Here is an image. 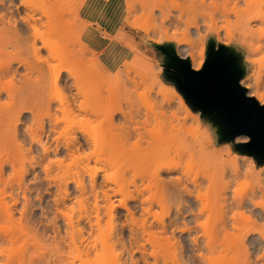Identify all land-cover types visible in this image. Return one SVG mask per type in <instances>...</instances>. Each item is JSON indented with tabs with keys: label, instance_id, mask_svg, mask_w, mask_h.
I'll return each mask as SVG.
<instances>
[{
	"label": "bare ground",
	"instance_id": "1",
	"mask_svg": "<svg viewBox=\"0 0 264 264\" xmlns=\"http://www.w3.org/2000/svg\"><path fill=\"white\" fill-rule=\"evenodd\" d=\"M18 1L19 2L17 3L15 0H0V153L5 152L6 149H9V152L11 149L14 152L18 149V151L14 153L15 156L18 155V158L13 156L15 158L11 160L10 157L9 160L8 158L2 159V156H0V219L14 221V218H16V211H18V219H20L21 223H23L22 221L24 220L23 225H25V228L23 231L21 230L23 235L28 236L31 234V237H34V235L37 236L40 229L42 231V235L40 234L42 237L47 236L49 237V240L51 239V244L47 243V245L50 246L46 247L45 242L48 238L36 239L35 244L40 245L41 248L44 249H41L42 252L39 256L41 257L43 264H76L74 258L77 259V257L84 262L85 259H82L84 258L82 255L84 254L86 258H88L94 253L92 252L94 249H99L98 247H100V245L102 250L109 252V259L105 264H149L151 261L148 263L149 258L146 259L145 257V251L146 248H148H145V243L148 242L147 246H149L150 242L155 246L156 242L159 244L161 238L162 243L164 242L169 249L170 247L174 249H171L173 253L172 251L170 252V250L169 252L170 255L173 254L172 256L174 260H176V264H264L263 231H261V233L258 232V234L256 233L257 236H252V232L250 233L245 230V232L239 231L240 233L236 230V234L235 232H231L233 230L230 232L228 231V228L230 227L228 224H231L229 222L232 221V223H234V221L236 222L240 219L236 215L238 212H232V206L244 211L251 205H259L260 207L261 203L258 202V200H255L254 197L249 198L247 195L246 196L249 199H235L236 201L233 200V202L235 201V204L228 202L227 188L230 186V182L227 181L228 184L227 182H224V180L222 181L225 185H229L225 188V185L220 182L221 180L217 179L220 176H218V174L221 173H215L214 169L209 171L210 173H213L212 176L210 173L205 174V176L207 174L211 176L210 179L212 181L211 182L210 179L207 178L211 182L210 184L207 181L210 184L209 190L211 191L210 195H208L210 196L208 200L207 193H203V188L208 183L204 185L203 179L194 176L191 172L192 170L189 171L190 169L183 170L185 167H182L181 170V165L185 164L181 163L180 160L183 153L189 155L191 154V151L187 149L189 147L187 138L182 137L179 133L187 119L195 117L191 110L185 108L184 116L180 115L182 118L178 117L176 114L177 110L175 111V109H173V104L171 102L172 97H170L171 93H169V90L159 92L164 96L162 97V101L159 99L160 102L156 100L155 102L152 101V103L148 102V104L145 102L146 105L143 103L144 106L139 105V103H137L139 106L134 104L133 102L135 101L132 99V94L135 96L139 93L136 92L140 91L137 90L139 84L142 85L147 83L146 81L149 78L147 79L145 76L140 77V80L129 76L125 77L124 80H121V90L118 89V92L114 93H117V95L119 93L120 98H123V101H121L124 102L125 105H121V101H118L117 104L114 103V105H111L110 102L107 103V99L109 101V98H112L115 95L113 94L112 89L107 88L108 90L106 89L105 91L103 87L97 86L93 90H86L85 88H87V86L85 85V81L88 79H93L94 81L100 80L103 77V72L99 69L102 68L103 70L104 68L103 63L101 64L98 58H96L97 61L94 60V63L91 61L92 64L89 62L91 59L88 57L89 52H95L93 51V48H99L100 42L89 36L87 24L83 23L80 25V23V26L77 27L73 25V23H65V20L62 18L63 13H61L59 9H57L58 11L52 9L54 8L52 5L55 6L57 0H47L48 3H46V6L50 9L49 11L42 9V15L37 14L39 9L34 7L30 3V0ZM165 1L166 0H142L137 7L141 12L143 11L145 13V15L142 13L144 17H150L148 20L151 18L154 20V22H152L153 20L151 19L152 23H155L156 20L160 18V20H157L160 22V25L156 22L158 26L154 24L153 28L150 26H148V28H151V30L155 28V31L157 29H162L165 37L174 38L178 34H174L173 30H175L176 33V29L182 27L178 28V26H180L181 23L184 24L183 30L182 28L178 30H181L183 34L180 31L182 34L181 38H179L180 35L178 37L176 36V39L179 38L177 39V43L179 42L181 44L187 42L188 45H192L193 42L191 38L193 37H189L191 34L196 33L193 32V30L190 31L191 28H196L198 30L197 33H200L199 29L201 22L199 21L201 20L198 21V13L196 14V12H193L196 9L195 4L194 7L191 6L197 0H186V2L190 3H187L189 8L183 0L185 3L183 2L180 4H184L186 8L181 6L180 10L177 7L178 5L175 4L179 0L176 2H174L175 0H169L173 1L174 5H176V9L180 11V13L178 11V15H174V12L172 14V12L168 10H166L167 12L163 10V8H165L164 6H167V4L164 5ZM180 1L182 2V0ZM198 1L196 2L198 3V5L196 4L197 7H200L201 5V7H204L203 5H206L207 7L209 5H207V3H210L211 6H213L212 1L215 0H210V2H208V0ZM216 1L215 3H223V6H229L230 3L233 2L231 5H235L234 11L237 23H239L240 26L241 34L243 35L242 37L252 38L256 35L255 33L253 36L254 28H252V25H254L253 23L255 22L260 24V30L263 29L264 0ZM240 2H243L245 7L240 8L241 5L237 6ZM199 4L201 5L199 6ZM216 7L218 8L217 5ZM216 7L215 9H217ZM187 8L188 10L186 13L184 11ZM135 11L139 12V10ZM156 11H160L159 13L157 12L160 17H157ZM188 11H192L191 14L188 13ZM204 12L206 13V11ZM127 13L129 15L127 14L126 18L128 16L130 17V15L132 16V13L135 12L132 11V13ZM205 15L208 14L206 13ZM154 16L156 17V20ZM209 16H214V14ZM43 17L46 19H43ZM215 19L216 18L214 17V20ZM207 20L210 21L211 19ZM214 20L212 19V21H210L211 23L206 21V23L203 24L207 26L208 31L215 33L217 36L219 29L222 26L219 25V27L216 24L214 25V23H212ZM167 22L170 26L172 23L177 25V28L173 29L174 25L172 24L170 30H173L170 32L168 29L170 26L164 25V23L166 24ZM148 28H145V30ZM77 29L79 30V33L76 31ZM167 29L171 35L166 33L168 31ZM227 29L228 26L226 30ZM157 32L161 33L160 30H157ZM172 33L174 34L173 36ZM256 40L258 41L256 49L260 50L264 47V32L262 35H259ZM199 55H202V52H200ZM203 63V60L200 61L194 69H200ZM95 64L97 66L100 65L101 67L98 69ZM91 66L92 69L89 68ZM244 81L245 87H247L248 90L253 87L249 75ZM148 82H153V80L150 79ZM152 85H148L150 86L148 88L149 91L153 89ZM50 90L55 91L56 93L58 91L59 95H56V98L54 99L48 98ZM152 94L146 95L145 98H147V96L150 98V95L152 96ZM247 94L255 96L261 104H264V95L262 93L253 90L251 92L247 91ZM136 96V98L139 97L138 94ZM144 100L145 99H143V101ZM149 100H151V98ZM54 101L55 103L58 102L59 105L56 106L53 104ZM55 109L61 110L63 111L62 113L65 112L67 116H73L74 119H76V121L74 120L75 125L71 119L76 128L70 123L71 128H74V130L69 136L64 134L66 133V130L63 133L64 135H62L64 130L59 128L61 125L59 126L60 122H58L62 117L59 120L56 117H53L52 112ZM41 112H44V116L47 114L49 115L46 116L49 117L48 125L43 120H40L39 117L44 118V116L40 115ZM28 113L31 114L29 119L32 120V125H24L25 120L28 119ZM64 114L62 115L64 116ZM86 122L87 124H85ZM68 123L67 125H69ZM21 124H23V127ZM241 136L243 135H240V137ZM7 145L9 146L5 149ZM188 150L189 152H187ZM63 151H65V153H63ZM217 151H213L214 154L209 153L211 156L214 155L221 157L222 153ZM199 153L200 152L198 151V154ZM51 155H53V158ZM63 155H66L65 158L68 157L73 161H79L85 165H88L91 161L101 163V167L96 168L89 173V186L85 184L86 182L81 171H66L67 169L65 168L67 167V161L65 162V159L63 160ZM202 155L200 158H202ZM204 156L206 157V154H204ZM204 156L203 160L206 162L209 158L206 160L207 157L204 159ZM232 159L231 162L234 161L233 165L235 168L232 167L236 170L238 167L236 168L235 163L238 158L234 157ZM214 160H216L215 157ZM240 160L248 166L246 167L247 169H245L246 171H244L248 174L247 176L250 175V178L252 176V178L256 177V179L261 180L259 181L261 184L257 182L259 183L257 188H259L258 190L261 194H264V176L262 179L258 178H261L260 175H264L261 174L264 173V168H257L256 163L254 162L249 164L244 158H240ZM26 161H28V165L25 163ZM63 161L65 162V167L63 166ZM16 162L17 165H19L18 168L15 167L17 166ZM193 164L198 165L195 162H193ZM6 165H9L12 170L14 169L13 173L15 170L17 172L13 175L15 178L17 177L16 181H19L17 182V187L18 191L20 190L22 193V196L20 193L19 195L22 197L23 201H21L22 199L18 193L13 195L10 192H7L8 189L6 190L7 178L4 179ZM205 166L203 169H199L202 173L204 170H207ZM220 166L225 167L224 163ZM37 167L41 168L42 173L40 174H43L44 176L40 177L38 173H35ZM69 167L70 166H68V168ZM211 167L212 166H210L208 170H210ZM109 169H114V173L109 174ZM233 169H231L232 171L230 168L227 170L231 171V173L234 174L233 176H235L237 172H233ZM223 170L225 169H222V175ZM130 171H133V178L132 180H127L125 175ZM187 171L191 172L193 175H189L194 177L187 175ZM219 172H221V168ZM31 173L34 174V179L39 180L40 185H44L43 188L47 193L51 192L50 190L53 186L56 188V195L51 199L54 204L53 212L49 211L52 213V216L50 218L46 216V222L45 220H37L34 218L36 217L34 216L36 215L34 214V211L28 210V206H31L30 204H32L31 199L33 197H29L28 192H31V187L24 182V180L26 175ZM164 173L166 174L165 176ZM168 173L174 174L168 176ZM202 178L205 177L202 175ZM212 179H214V182ZM236 179L238 180V178ZM219 182L222 185V189L220 188L221 185ZM71 184H73L72 190L70 186ZM213 185H215V187ZM211 186L216 189V192L218 190L217 194ZM206 187L207 191L210 192L208 186ZM218 187L221 189L220 192ZM230 187V189L233 188L232 186ZM254 192L252 191L253 196L255 195ZM75 193L78 195L76 198L79 203L88 199L87 196L89 194L92 195L93 201L90 211L86 210L83 213L78 214L76 217L70 215L66 209H60V205H66V202L71 199ZM213 194L216 195L214 196ZM7 196L11 197L9 202L7 201ZM42 197L43 196H40L39 198L40 204ZM230 197L232 196L230 195ZM239 197L241 198V196ZM113 198H116L118 201L117 204L126 211L124 214L126 215V218L129 217L130 219H133L126 220L127 223L124 222L129 225L136 221L135 224H132L134 228L136 227L135 229L131 228V224V226L129 225L130 227H127L135 237L132 233L128 235L133 236L131 238H135L136 240H134L133 243L128 240L130 236L126 237L127 242L129 241L130 244L128 243L129 247L127 246L128 248H125V251L127 250L126 252H129L127 254L130 255V257L128 256L130 262H127V260L125 262L122 261L123 259L120 257L122 256V252L118 253L115 251L117 243L121 242L123 246L126 245L123 243V237H125V235L122 237V234H124L123 232L121 233L117 230L118 232L115 234L112 229H109L104 238H100V235L96 236L98 239L96 237L92 238L94 231L102 232L101 219H104L105 215L108 216L110 221H112V219L114 220L115 214L113 211L115 210V203ZM210 198L214 200H211ZM129 201H135L136 204H131ZM19 202L23 204H21V209L17 208ZM225 207L228 209H225L226 212H229V209L231 208L230 213L233 214L232 217H227L225 211V213L221 212ZM139 209L141 216L138 218L136 217V213L139 212ZM249 211L251 212V210ZM41 212L43 217L46 211L42 210ZM58 212L61 213V216L58 215ZM220 212L221 214H219ZM217 213L220 216L218 217L219 219L217 218ZM234 215L238 218L237 220L234 219ZM150 216L153 217L152 220L149 218ZM204 216H206L205 221L201 219ZM223 217H226L225 220H222ZM213 219H215V224L209 226V221L212 223ZM217 219L220 220L221 223L218 224ZM61 220L62 223L60 222ZM128 221L130 222L128 223ZM121 223L123 224L122 221ZM63 224L65 226H63ZM238 227L237 229H242ZM176 230L188 235V244H186V246L177 238L178 236H175ZM14 235L15 234L1 235L0 242H13ZM94 235L96 234L94 233ZM16 238L15 240H18V238ZM96 242L99 243V246ZM163 245L160 244L159 248L161 249V246ZM123 246L121 247L123 248ZM150 247L152 249V246ZM178 247L179 255L181 256V258H179L180 261H178L179 259L176 256L178 253L176 252V254H174V251H178L175 250L178 249ZM134 248H137V250L135 251ZM155 248L156 246L154 247V250H157ZM66 249L68 250L66 251ZM163 250L166 251L164 247ZM134 251H139L140 253L138 252L137 254L141 255V257L138 256V258H135L136 256L133 255ZM163 252L161 254L166 253ZM71 253H73V255L77 253V257L73 256ZM68 254H71L70 256L73 258ZM147 254L150 255L151 252L150 254ZM158 254L159 251L156 254L154 252L156 258L153 257V254L150 255V257L152 256L153 259L155 258L157 260ZM170 255L169 257H165L164 262V258H161L162 255H159V258L162 260L158 258V264L168 262L170 260L169 258H171ZM66 256L68 257L66 258ZM139 257L142 260L141 263ZM166 258L169 260L167 261ZM173 258H171L169 264H175L172 262ZM37 259L38 258L35 259V262L40 261ZM153 259L152 264H156V260L154 261ZM81 261H79L80 264L83 263ZM161 261L162 263H160ZM83 264H86V260Z\"/></svg>",
	"mask_w": 264,
	"mask_h": 264
},
{
	"label": "rangeland",
	"instance_id": "2",
	"mask_svg": "<svg viewBox=\"0 0 264 264\" xmlns=\"http://www.w3.org/2000/svg\"><path fill=\"white\" fill-rule=\"evenodd\" d=\"M141 1L142 0H57V3H55L56 7L54 5H52L54 8H52V7L51 8L54 9V10L55 9L56 10L59 9V11L61 13H63V17L62 18H63V20H65L64 21L65 23H73V25H75L77 27L82 25L83 23H85L88 26V32H89V36L90 37H92L93 39H95V40H97L99 42H101V39L104 40L103 45H101L100 48L94 47L93 51H95V52H89V54H88V57L91 58L89 60V62L92 61L94 63L95 62L94 60L97 61L96 58H98L99 61L101 62V64L103 63V66H104L103 70H102V68L99 69V67H101L99 64H98L99 66H97L95 64L97 66V68L100 71L103 72V77L100 80H97V81H94L93 79L86 80L85 81V85L87 86V88H85L86 90H89V89L93 90V89H95L98 86V87H103V89L105 91H106L107 88L108 89H112L113 90L112 91L113 94H115L114 92H118V89L121 90V86H122V84H121L122 81L121 80H124L125 77L129 76V77H133V78H135L137 80H140V77L145 76L147 79L149 78L146 81L147 83H144L142 85L139 84L138 87H137L138 88L137 90H140V91H136V92H139V93H137L138 96H139L138 97L139 99L136 98L137 94L135 92L134 93L136 94L135 95L136 97L134 96V94H132L133 98L131 96V98L134 99L133 101L136 102V103L133 102L134 104L139 103V105L144 106L145 102L147 104H148V102L149 103H152V101L155 102V100L160 102V100L162 101V97H164V96L161 95L162 93H159V92L165 91V90H169L170 91L169 93H171L170 97H172L171 98L172 99L171 102L173 104V109H175V111L177 110L176 114L178 115V117L182 118L181 116H184L185 108H188V109L191 110V112L193 113V115L195 117L188 118L187 121L184 123V125L181 127V130H180V133H179V135L181 134L182 137L187 138V141L189 142V145H188L189 147L187 149H189L191 151V154H189V155L187 153H185V154L183 153V155H182L180 160H181V163H185L186 165L185 164H183V165L180 164L181 165V170H182V167H185L183 170H188V169H190L189 171L192 170L191 172L194 174V176H198L200 179H203L204 185H206L208 182L211 184V182H212L210 177L213 175V173L212 172L210 173L209 171H212V169H214L215 173H221V174H218V176L220 175L221 177L219 176L217 179H220L221 181L220 180L219 181L223 185H225L224 182L229 181L230 182V186L233 187L232 189H230L231 187L228 185L229 184L228 182H227L228 184L225 185V188H227V186L230 187V188L228 187L229 189L227 188V195H228L227 197H228V200H229L228 202H230V203L232 202V203L235 204L236 200H239V199H242V198L243 199H249L251 197L252 198L254 197L255 200H258V202L261 203V206H260L261 208L259 207V205L258 206L251 205V206H249L247 208L248 210L245 209L246 211L245 210L243 211V210H241L239 208L237 209V207H235V206H232L233 208L235 207L234 210L232 208V212H238L237 214L236 213H234V214H236L237 217L240 218V219H238L236 217V215H234L235 218H234V216H233V218L235 220L238 219V221L235 222L234 219H233L234 223H232V221L229 220L230 221L229 223H231V224H228V225L231 227V229H230L229 226H228L229 228L227 227L229 232L231 230H233L231 232L232 233L235 232V234L237 233L236 230H238V233H240L239 231H241V232L249 231L250 233L252 232L251 233L252 236H254V235L257 236L258 232L259 233H261V231L264 232V210H263L264 209V194L263 193L261 194L259 192V190H258L259 188H257L258 184L259 183L261 184V182H259L261 180L256 179V177L252 178V176L250 178V175L247 176L248 174H246V172H244V171H246L245 169H247L246 167H248V166H246L242 162V160H240V158L246 159L247 163H249V164H251L253 162L256 163L257 168H261V167L264 168V162H258L257 160H255L253 158L252 155L240 153L238 150L235 149L234 142H236V141H247L248 140V136H246V135H243L241 137L238 136L235 139V141H233V142H231V141L219 142L218 141L217 133H216V127L206 117H202L199 110H195V109H193L191 107V105L188 103V101L184 98V96L181 94V92L177 89V87L173 83L172 79L170 77H168L166 75V73L164 72V66H163L164 58H163V55H162L161 51L154 46V44L155 43H173L175 45L177 53L180 56L189 57L190 58L191 65H192L193 68L200 61H202V60L205 61L207 43H208V40H209L210 37H213L217 43H224V44L229 45V46H234L235 48H237V50H239L242 53L244 63L246 64V67H247L246 74L241 79V84L245 87L244 79L249 75L250 76V82L253 83V87L251 89H249V90L246 87L247 91L251 92L253 90H256V91H258V92H260V93H262L264 95V47L261 48L260 50L256 49V47L258 46V41L256 40V38L259 35H262V33L264 32V27H263V29L260 30L259 29V27H261L260 24L258 22H255L256 24L253 23L254 24V25H252V28H254L253 36H254L255 33H256V35L254 37H252V38H244V37H242L243 35L241 34L239 23H237V18H236L235 11H234L235 10V7H234L235 5L234 4L231 5V3H233V2L230 3L231 6L230 5L229 6H226V5L223 6V3L220 4V2L218 0L217 1L219 3H215V1H216L215 0V1H212V5L214 6V8H213V6H211L210 3H207V5L209 4L207 7H206V5H203L204 7H201L202 5L199 4V6L201 5L200 6L201 8H200V7L196 6V4L198 5V3H196L198 1L197 0L191 6L194 7V4H195L196 9L193 11V8H192V11L194 13L196 12V14L198 13L199 16L197 15L198 16L197 19L199 18L198 21L201 20V21H199V22H201L200 23V29H199L200 33H197L198 30L196 28L192 27L190 31L193 30V32L196 33V34H191V36L189 37V38L193 37V38H191V40L193 42L192 45H188L187 42L186 43L184 42V43L180 44L179 42L177 43V39L181 38L183 32L180 30L182 32V34H181V32L178 31V30L181 29V28L183 30V28H184L183 25L184 24L181 23V25L178 26V28L181 27V26L182 27L179 28V29H176L177 25L172 23L174 25V28L173 27L172 28L176 29V33H175V30L172 29L174 34H178V35H176L177 37L180 35V37L177 38V39H176V36L174 38L165 37L164 36L165 34L162 32L163 31L162 29H157L158 31L160 30L161 33L157 32V30L155 31V28L151 30V28H153L154 24L157 25V23H158L160 25V22L157 21V20H160V18L156 20V17H155L156 14H157V17H160V16H158V13L160 11H156V14L154 16V18H155L157 23L156 22L152 23V22H154V20L151 18L153 20L151 22V19L148 20V18H150V17H146V16L144 17L143 14L145 15V13L143 11L141 12V10L137 7L140 4ZM176 1L177 0H175L174 2H176ZM184 1L186 2V0H184ZM184 1L182 0V2H181L179 0V1H177L175 3V4L178 5L177 7L179 8V10H180L181 6L183 8H186V6L184 4L181 5ZM15 2L18 3L19 1L15 0ZM171 2H172V4H171ZM191 2H193V1H191ZM208 2H210V0H208ZM213 2L218 6V8L216 7V5ZM221 2H223V1L221 0ZM30 3L34 7L39 9L37 11V14H39V15L40 14L42 15V9L43 10L45 9L47 11H49V9H50L49 7L46 6V3H48L47 0H42V2H41V0H30ZM187 3H189V2H186V5H187ZM228 3H227V5H228ZM166 4H167V6H164ZM224 4H226V3H224ZM164 5H163L165 7V8H163L164 11L168 10V11L172 12V14L174 12V15H178L180 13V11L178 9H176V7H175L176 5H174L173 1L166 0ZM244 5L245 4H243V2H240V4L237 5V6H240V8H243V7H245ZM215 7L218 10L215 9ZM188 8H189V6H188ZM188 8L185 11L183 9V11L187 13ZM134 9L135 10H139V12L135 11ZM132 11H134L136 14L132 13ZM178 11H179V13H178ZM204 11H206V13L208 15H205L206 13ZM127 12H131L132 13V16L130 15V17L128 16L129 18L127 17L128 19L126 18V15L128 14ZM137 12H138V15H137ZM191 12L188 11V13H190V14H191ZM228 12H230V13H228ZM196 14H194V15H196ZM212 14H214V16L210 17L209 15H212ZM139 15H140V17H139ZM159 15H161V14H159ZM142 17H144V18H142ZM214 17L216 18L215 20H214ZM98 18H99V20L103 19L104 22L107 19H108V22H110L109 20L112 19V23H98L99 22V21H97ZM43 19H46V18L43 17ZM204 19H205V22H204ZM207 19H209V20L211 19L210 21H212V19H213L214 21L212 23H214V25L216 24L217 26H219V25L222 26V27L219 26L220 29L218 28L219 32H218L217 36H216L215 33L208 31L207 26L205 24H203V23H206V21L210 22ZM77 23H78V25H77ZM166 24L164 23L165 26H170L168 24V22ZM172 24H171V26H172ZM148 26H150L151 28H148ZM157 26H156V28H157ZM171 26L168 28L169 30H170ZM227 26H228V29L226 30ZM90 27L97 28L99 30V32L101 33L100 36L102 38L100 36L99 37H95V35H93L91 33V31H90ZM145 28H148V29H146L147 31L145 30ZM169 30L166 33L168 35H171L170 32H172V30H170V32H169ZM76 31L79 33L78 29ZM77 32H75V33H77ZM174 34L172 33V36ZM200 52H202V55H199ZM108 57L109 58L112 57L114 59V61L111 63V60H109ZM92 62L90 64H92ZM87 66H88V62H87ZM92 66L89 67V68L92 69ZM154 75H155V77H154ZM150 79L153 80V82H148ZM148 83L151 84V85L153 84L152 85L153 89L151 87V89H152L151 91L148 90V88L150 87V86H148L149 85ZM83 85H84V83H83ZM147 92H149V93H147ZM149 94H152V96L150 95L151 100H149L150 98H148V96H147V98H145L146 95H149ZM56 95L57 96L59 95L58 91L56 93L55 91H51L50 90V92L48 94V98H53L54 99V98H56ZM121 97H122V95H121ZM142 98L145 99L146 101L145 100L143 101ZM121 100L123 101V98H120L119 93H118V95L116 93L114 95V97L109 98V101L107 99V103L110 102L111 105H114V103L117 104L118 101H121ZM124 100H125V98H124ZM141 100H142V102H141ZM122 101H121L122 104L121 103H119V104L125 105V103L122 102ZM53 104H55L56 106L59 105V103L58 102L55 103V101H54ZM110 104H108V105H110ZM62 112L63 111H61V110H56L55 109L52 112V115H53V117H56L58 120L62 117L60 119V121L57 120L58 122H60L59 126L60 125L62 126V127L60 126L59 128H62L61 130H64L62 132V135L66 134L67 136H69V134L72 133V131L74 130V128H71L70 123L72 124L73 127H75L74 126L75 125L74 120L76 121V119H74L73 116H67L65 112H64L65 114L62 113ZM42 113H43V115H42ZM62 114H64V116ZM30 115H31L30 113L27 114V118L28 119L25 120L24 125H26V124L32 125L33 124L32 120L29 119ZM40 115L44 116V112H41ZM46 116H44V118L43 117H39V118H40V120H43L48 125V123H49L48 118L49 117H46ZM65 116H67L68 118L65 117ZM66 118H67L68 121L66 120ZM71 119L73 120L74 125H73V122L71 121ZM93 122H97V121H93ZM67 123L69 125H67ZM85 124H87V122ZM21 126L23 127V124H21ZM65 130H66V133H64ZM8 146L9 145H7L5 147V149ZM26 146H28V145H26ZM190 148L191 149L193 148V149L191 150ZM8 150L6 149L5 152L0 153V156H2V159L8 158L10 160V157H11V160H12L13 158L18 156V155L15 156V154H14L15 152L18 151V149H16L15 152L12 151V149L10 150V152ZM13 150H14V148H13ZM189 150L187 152H189ZM192 151H193V153H192ZM198 151L200 152L199 154H198ZM213 151H217V152L222 153V156L221 157L220 156L219 157L218 156H214V155L211 156V154H214ZM205 152H207V153H205ZM63 153H65V151H63ZM202 153H203V155H202ZM204 154H206L207 158L204 156ZM201 155H202V158H200ZM13 156H15V157H13ZM186 156H187V158H186ZM189 156H191V157H189ZM203 156H204V159L205 158H206V160L208 158L209 159L205 162L203 160ZM51 157L53 158V155H51ZM63 157H64L63 160L65 159L64 161L65 162L67 161L66 162L67 163L66 164L67 167L65 168V169H67L66 171L67 172L69 170L71 172L81 171V173H82V175L84 177V180L86 182L85 184H87V185H88V182H89V173L92 170L101 167V163H99V162L91 161L88 165H85V164L80 163L79 161H73L72 159H69L68 157L65 158L66 155H63ZM210 157H211V159H210ZM214 157H215L216 160H214ZM234 157L238 158V160L236 162L237 164L235 163L236 168L238 167L236 170L233 169V167H234V165H233L234 163L233 162L234 161L231 162V160H233L232 158H234ZM182 160H183V162H182ZM64 161H63L64 164L63 163L62 164L65 167V162ZM210 161H211V163H210ZM17 162H19V161H17ZM17 162H16V165H17ZM193 162H195L198 165L193 164ZM222 162L224 163L225 167L220 166V165L223 164ZM25 163H27V165H28V161H26ZM242 163H243L244 166L242 165ZM226 165H227V167H226ZM18 166L19 165L15 166V167L18 168ZM68 166H70L69 167L70 169L68 168ZM200 166H201V168H200ZM204 166H205V168L207 170H204V171L202 170L203 171V173H202L200 170L203 169ZM210 166H212V167H211L210 170H208V168H210ZM220 168H221V172H219ZM229 168H230V170L233 169L234 170L233 172H235V173L237 172L235 174V176H233L234 174L231 173L232 170L231 171L227 170ZM243 168H244V170H243ZM222 169H225V170H223V175H222ZM5 171L6 172H4L5 173L4 174L5 175L4 179L7 178L6 179V182H7L6 190L8 189L7 192L8 193L10 192L13 195L15 193H18V195H19V193H20L21 196H22L21 191L20 190L18 191V187H17L18 186L17 182H19V181L18 180L16 181L17 177L15 178V176L13 175L14 173H17L16 170L13 173L14 169L12 170L9 165H6ZM189 171H187V173H188L187 175H189V174L193 175ZM240 171H242V172H240ZM239 172H240V174H239ZM35 173H38L40 177L44 176L43 174H40V173H42L40 167L36 168ZM108 173L109 174L114 173V169H109ZM206 173H208V174L210 173L211 176H209L207 174L208 176L206 175L207 176L206 177L205 176ZM215 173H214V175H215ZM241 173H243L244 175L241 174ZM171 174H174V173H168L167 175L169 176ZM261 174H264V173H261ZM33 175H34L33 173H31L29 175H26L25 180H24V182H26L31 187V192H28L29 197H31V198L33 197L31 199L33 205L30 204L31 206H28V210H33L34 211V214H36V215H34V216H36L34 218H36L37 220H39V219L40 220H45V218H47V217L50 218L52 216V213H50V212H53L54 204L52 202L53 200H51V199H53L55 197V195H56V193H55L56 192V188H55V186H53L51 188V190H50L51 192L47 193L45 191V189L43 188L44 185L43 186L40 185L39 184V180L38 179L37 180L34 179ZM165 175L166 174L164 173V176ZM191 175H189V176L190 177H194V176H191ZM202 175L206 179L202 178ZM16 176H18V175H16ZM215 176L217 177V175H215ZM260 176H261V178L260 177H258V178L262 179L264 175H260ZM234 177L238 178V180L236 178H234ZM125 178L127 180H132L133 171L128 172L125 175ZM207 178H209L211 182ZM221 178H224V179H221ZM18 179H19V177H18ZM42 179H44V178H42ZM217 179H216V181H217ZM212 180L214 182V179H212ZM223 180H224V182H222ZM257 182H259V183H257ZM209 183L206 185V186H208V190L210 188V184ZM221 183H220V185H221ZM217 184H218V182H217ZM215 185H213V186L215 187ZM36 186L38 187V189H37ZM70 186H71V190H72L73 184H71ZM206 186H204V188H203L205 190V191L203 190V193H207V198L209 200L210 196H208V195H210L211 191L209 190L210 192H208L207 189H206L207 188ZM217 186H216V188H217ZM211 188H213V187L211 186ZM220 188L222 189V185L220 186ZM221 189L219 190V192L221 191ZM254 189H255V192H254ZM213 190H215V193L217 194L218 190H217V192H216L215 188H213ZM234 190H236V191H234ZM230 191H232V192H230ZM252 191L255 194L254 196H253ZM12 192H14V193H12ZM229 192H230V194H229ZM235 192H236V194H235ZM36 193H37V195H36ZM256 193L257 194L259 193V194L257 195ZM216 194H213V195L215 196ZM38 195H39V197H38ZM230 195L232 197H230ZM246 195L249 198H247ZM256 195H257V198H256ZM21 196H20V198L22 199ZM40 196H43L42 199H41L42 200L41 204H40V201H39ZM76 196L78 197L77 193L73 194L74 198L72 197L73 199L71 198V199H69L70 201L68 200L66 202V205H68V206L63 205V204H62L63 206L60 205L61 206L60 209H66V211L70 215H72L74 217H76L80 213H83L86 210L90 211V209L92 208V205H93V203H92L93 202L92 201V195L91 194H89L87 196L88 199L84 200L82 203L78 202ZM239 196H241V198ZM234 197H236V198H234ZM212 198H215V197H212ZM212 198H210V199L214 200ZM7 199H8L7 201L9 202L11 200V197L7 196ZM113 200H114V203H115L114 204L115 208L113 207L115 209L113 211L114 214H115L114 220L112 219V221H110L108 216H106V215L104 216L103 215L104 219L103 218L101 219L102 220L101 221V224H102V226H101L102 229L101 230H102V232L100 231L101 232V234H100V232L96 231L97 232L96 233L94 231V233L96 235H94V233H93L92 234V238H95L96 236H99V235H100V238H104L106 233H108V230L112 229L114 232L112 230L111 231L113 233H115V234L118 232L117 230H119L121 233L123 232L124 234H122V237H123V235H125V237H123L124 241L126 240V237L130 236L128 240L133 242L135 240V238H131V237H133L134 234L131 231H129L128 230L129 228H127V227H130L133 223L135 224L136 221L133 222L132 224L130 223L131 224V225L129 224L130 226L128 224H126L127 223L126 220H129L130 218L129 217L126 218V215H124L126 213V211L122 207H120L119 204H117L118 203L117 199L113 198ZM233 200H235V201L233 202ZM21 201H23V199ZM11 202H10V204H11ZM129 202L131 204H136L135 201H129ZM19 203H18L19 207L17 206V208L21 209L22 208V206H21L22 203L21 202H19ZM47 207H48V209H47ZM64 207H66V208H64ZM250 207H251V209H250ZM50 209H52V210H50ZM225 209L228 210L227 207H225L224 210L222 209L223 211H221V212L225 213L226 212ZM42 210L46 211V213H44L45 215L43 217H42V212H41ZM229 210L230 211L229 212L227 211L226 212L227 214H225V215L227 217H229V216L232 217L233 214L230 213L231 212V208ZM237 210H240V211H237ZM249 210H251V212ZM17 212L18 211H16V214H15L16 218H14V221L13 220L12 221L5 220V219H2V218L0 219V237H1V235L5 236V234L6 235L7 234L8 235L15 234L13 242H10V241H8V243L6 241L3 242V243L0 242V264H43L42 263V259L39 256H40V253L42 252L41 249L42 250H44V249L41 248L40 245H36L35 243H36V239L39 240L40 238H48V240H49V237H47V236L46 237H42L41 236L42 235V231L40 229H39L40 232H39V234H37V236L34 235V237H31V234H29L28 236L27 235L26 236L23 235V232L21 233V230L23 231L24 228H25V225H23L24 220L22 221L23 223L20 222V219H18L19 212L18 213ZM221 212L219 214H221ZM219 214L217 215V218L220 217ZM245 214H246V216H245ZM58 215L61 216V213L58 212ZM124 216H125L126 219L124 218ZM140 216L141 215H140V209H139V212L136 213V217L139 218ZM149 218L151 220L153 219L152 216H150ZM225 218L226 217H223L222 220H225ZM248 218H250V219H248ZM201 219L203 221H205L206 220V216H204ZM218 219H217V222L219 224L221 222ZM213 220H214V222H213ZM213 220H212V223L209 221V223H210L209 226L215 224V219H213ZM121 221L123 222V224L121 223ZM45 222H46V220H45ZM60 222L62 223V220ZM129 222L130 221H128V223ZM232 224H234V225H232ZM63 226H65V225L63 224ZM132 226H131V228H133V229L136 228V227L134 228V226L133 227ZM238 226L240 227V229L241 228L242 229L241 230L237 229ZM232 227H233V229H232ZM120 228H121V230H120ZM254 228H256V229H254ZM131 233L133 234V236L128 235V234H131ZM15 236L18 238V240H15V238H16ZM175 236L176 237L178 236L177 238L179 240H181L185 244V246H186V244H188V242H187L188 241L187 240L188 235L186 233H182V232L176 230ZM48 240H46V242L44 241L46 243L45 247L46 246H50V245H47V243L51 244V239L49 241ZM160 240H159V244H158V242H156V245H155L156 246L155 249H157V250L160 249L159 248L160 244L163 245V243H164V242L162 243V240H161V243H160ZM124 241H123V243L126 244L125 245L126 247L123 246L121 244V242H119L116 245L117 247H116L115 251H117L118 253L122 252L121 253L122 256H120V257H122L121 259H123L122 261L125 262L127 260V262H130V260L128 258V256L130 257V255L127 254L129 252H126L127 250L125 251V248L129 247L128 245L130 244V242L129 241L127 242V240L125 242ZM97 243L98 242H96V244ZM147 244H148V242L145 243V248L148 247V248H146V251H145L146 252L145 253V257H146V259L149 258L148 263H149V261H151L149 264L153 263L152 259H153V257H155L154 256V252L156 254L159 251L158 258H159V255H162V257L161 256L160 257L162 259L164 258L163 259V262H164L165 257H169L170 252L172 250H174L172 247H170V249H169V247H167V245H165V243H164L165 246L164 245L161 246L162 250L160 249L158 251L154 250L155 246H153L150 242H149V246H147ZM154 244H155V242H154ZM98 246H99V243H98ZM121 246H123V248ZM150 246H152V249H151ZM100 247H101V245H100ZM100 247H98L99 249L97 248L98 250L94 249V251H92L94 253H92L88 258H86V256L84 254L82 255L84 257L82 259L86 260V264H105V263H107L106 261L109 259V252L102 250ZM163 247L165 248L166 251L163 250ZM67 250L68 249H66V251ZM134 250L136 251L137 248H134ZM169 250H170V252H169ZM175 250H178V251H174L175 252L174 254H176V252L178 253V255H176L177 258L178 259L181 258V256L179 255V247H178V249H175ZM135 251H134V254H133V255L136 256L135 258H138V256L141 257V255L137 254L139 251H137V252H135ZM147 251H150L151 254H150V252H147ZM161 251L162 252L164 251L166 253L163 252L164 254H161L162 253ZM147 253H149L150 255L153 254V257L152 256L150 257V255H148ZM172 253H173V251H172ZM71 254L73 255V253H71ZM71 254H68V255L70 256ZM76 254L73 255V256H76ZM89 254H90V252H89ZM166 255H168V256H166ZM172 255L173 254L170 255L171 258H173ZM35 257L38 258L37 260H40V261L39 262L36 261L37 262L36 263L35 262V259H36ZM67 257L68 256H66V258ZM70 257H72V256H70ZM140 257H139V261L141 263L142 260H141ZM72 258H70V259H72ZM155 258L153 259L154 261L156 260ZM158 258L156 260V262H157L156 264L159 263L158 262ZM171 258H169L170 260L166 258V260L167 261L169 260L171 262ZM162 259H160V260H162ZM33 260H34V263H33ZM85 260L83 262V260L82 261H81V259L79 260L78 257H77V259L74 258V262H76V264H80L79 261L85 263ZM169 261L165 262L164 264H169ZM178 261H180V259ZM172 262L175 263L176 260H174V258H173ZM160 263H162V261ZM128 264H130V263H128Z\"/></svg>",
	"mask_w": 264,
	"mask_h": 264
},
{
	"label": "water",
	"instance_id": "3",
	"mask_svg": "<svg viewBox=\"0 0 264 264\" xmlns=\"http://www.w3.org/2000/svg\"><path fill=\"white\" fill-rule=\"evenodd\" d=\"M154 46L163 55L166 75L191 107L216 127L218 141L233 142L246 135L247 141L234 142L235 149L264 162V104L241 84L247 71L242 53L210 37L205 61L194 69L190 58L180 56L173 43Z\"/></svg>",
	"mask_w": 264,
	"mask_h": 264
},
{
	"label": "crops",
	"instance_id": "4",
	"mask_svg": "<svg viewBox=\"0 0 264 264\" xmlns=\"http://www.w3.org/2000/svg\"><path fill=\"white\" fill-rule=\"evenodd\" d=\"M97 21H99L98 23H112V19H110L109 21L110 22H108V19L104 22V20L103 19H100L99 20V18L97 19ZM108 25V24H107ZM109 26V25H108ZM90 31H91V33L93 34V35H95V37H99L100 35H101V33L99 32V30L97 29V28H95V27H90ZM101 37V36H100ZM102 38V37H101ZM103 42H104V40L103 39H101V42H100V46H99V48L101 47V45H103ZM108 59L109 60H111V63L114 61V59L112 58V57H108ZM113 59V60H112Z\"/></svg>",
	"mask_w": 264,
	"mask_h": 264
}]
</instances>
